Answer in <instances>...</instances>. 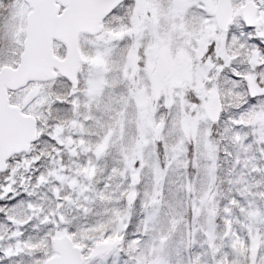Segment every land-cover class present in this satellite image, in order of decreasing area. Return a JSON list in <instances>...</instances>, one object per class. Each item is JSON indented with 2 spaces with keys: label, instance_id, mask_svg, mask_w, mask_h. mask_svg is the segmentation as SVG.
<instances>
[{
  "label": "snow or ice",
  "instance_id": "6c2138e0",
  "mask_svg": "<svg viewBox=\"0 0 264 264\" xmlns=\"http://www.w3.org/2000/svg\"><path fill=\"white\" fill-rule=\"evenodd\" d=\"M0 264H264V0H0Z\"/></svg>",
  "mask_w": 264,
  "mask_h": 264
}]
</instances>
